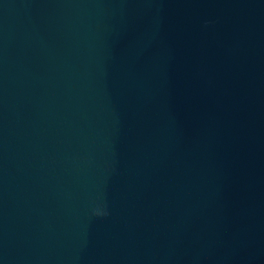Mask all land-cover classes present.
<instances>
[{"label": "water", "instance_id": "1", "mask_svg": "<svg viewBox=\"0 0 264 264\" xmlns=\"http://www.w3.org/2000/svg\"><path fill=\"white\" fill-rule=\"evenodd\" d=\"M0 264H264V0H0Z\"/></svg>", "mask_w": 264, "mask_h": 264}]
</instances>
